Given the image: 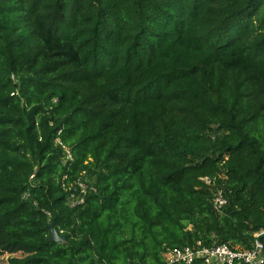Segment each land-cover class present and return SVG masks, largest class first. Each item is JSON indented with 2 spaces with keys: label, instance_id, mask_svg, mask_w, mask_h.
Returning a JSON list of instances; mask_svg holds the SVG:
<instances>
[{
  "label": "trees",
  "instance_id": "obj_1",
  "mask_svg": "<svg viewBox=\"0 0 264 264\" xmlns=\"http://www.w3.org/2000/svg\"><path fill=\"white\" fill-rule=\"evenodd\" d=\"M262 231L264 0H0L1 261L181 264Z\"/></svg>",
  "mask_w": 264,
  "mask_h": 264
},
{
  "label": "built area",
  "instance_id": "obj_2",
  "mask_svg": "<svg viewBox=\"0 0 264 264\" xmlns=\"http://www.w3.org/2000/svg\"><path fill=\"white\" fill-rule=\"evenodd\" d=\"M15 80V76H11ZM14 95V93L12 94ZM56 144L61 146L65 151V160L72 161L73 156L71 149L65 146L60 139H56ZM225 178L223 176H220ZM34 178L32 175L31 180ZM216 178H203V181L212 186ZM78 192H72L68 200V205L75 207L85 202V196L89 190V184L85 176L77 180ZM92 191H96L93 187ZM213 207L216 211L221 212L228 204V199L225 196L224 190L218 188L213 197ZM264 231L255 234V241L251 248L244 249L241 247H231L229 244H216L205 246L202 241L196 242L193 245L183 247L168 248L165 251L164 257L167 263L193 264L202 262L203 264H264V244L260 241L259 236Z\"/></svg>",
  "mask_w": 264,
  "mask_h": 264
},
{
  "label": "water",
  "instance_id": "obj_3",
  "mask_svg": "<svg viewBox=\"0 0 264 264\" xmlns=\"http://www.w3.org/2000/svg\"><path fill=\"white\" fill-rule=\"evenodd\" d=\"M49 231H50L51 241L56 242V243H64L66 241V236L59 234V232L56 230L54 221L50 223Z\"/></svg>",
  "mask_w": 264,
  "mask_h": 264
},
{
  "label": "rangeland",
  "instance_id": "obj_4",
  "mask_svg": "<svg viewBox=\"0 0 264 264\" xmlns=\"http://www.w3.org/2000/svg\"><path fill=\"white\" fill-rule=\"evenodd\" d=\"M85 179L87 180L88 184L90 182L93 183V181H94L92 177H88V176H86ZM6 261H7V256L4 257L3 261L0 260V264H6Z\"/></svg>",
  "mask_w": 264,
  "mask_h": 264
}]
</instances>
